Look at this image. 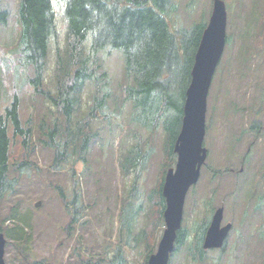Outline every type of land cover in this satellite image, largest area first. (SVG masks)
<instances>
[{"label":"trees","instance_id":"trees-1","mask_svg":"<svg viewBox=\"0 0 264 264\" xmlns=\"http://www.w3.org/2000/svg\"><path fill=\"white\" fill-rule=\"evenodd\" d=\"M180 9V0H66L67 29L61 45L54 0H19L20 33L18 46L12 48L10 60L14 64L11 66L16 74L24 73L33 95L49 104L54 118L51 121L43 118L39 126H35L32 115L26 119L22 117L21 90L15 86L10 91L9 96L13 99L0 113V201L17 188L22 174L41 172L42 166L32 158V153L37 143L42 142L53 152L47 170L60 171L69 165L72 190H66L61 184L53 187L69 215L65 230L71 236L83 223L89 206L76 165L82 163L87 168L93 145L99 139L105 144L100 124L108 130L112 144L120 131L125 136H133L134 142L127 148H124V138H120L119 171L123 177L132 176V182L120 196L118 232L126 237L125 245L131 242L133 245L146 244L148 251L144 264H148L149 256L155 251L158 232L165 226L163 184L168 169L177 161L174 146L182 126L186 92L192 79L195 55L208 23L207 13L203 12L190 26L172 28V14ZM9 16L8 8L0 0V27L8 23ZM232 35L228 31L227 44L231 43ZM53 40L56 48L54 88L51 89L45 83V74ZM113 49H119L124 56V74L117 85L112 84L111 71L106 64V55L109 56ZM245 49V55L242 52L241 56L248 53ZM29 70L31 75L27 73ZM89 84L93 92L86 104L85 91ZM127 107L128 124H122L119 119ZM133 126L143 128L149 134L139 131L135 134ZM36 127L40 131L34 139ZM158 133L162 136L163 162L156 184L145 193L139 181L153 156L151 135ZM18 145L22 146L24 154L14 159ZM244 160L251 164L250 158ZM191 190L195 189L192 187ZM258 198L264 199V193ZM204 207L206 212L191 230L184 226L178 231L175 250L185 248V264H203L210 259L203 241L215 207L211 198ZM31 220L19 201L10 206L6 214L0 212V232L4 233L8 244L14 241L16 248L25 249L18 258L27 262L33 242ZM257 238L264 244L263 236ZM238 239L246 249L254 243L253 235L249 239L239 235ZM223 250H218L216 261L219 263L223 259ZM78 256L81 259L74 263L102 264L100 258ZM106 260L110 264H125L120 240L113 257ZM172 262L171 257L170 264Z\"/></svg>","mask_w":264,"mask_h":264},{"label":"rangeland","instance_id":"rangeland-1","mask_svg":"<svg viewBox=\"0 0 264 264\" xmlns=\"http://www.w3.org/2000/svg\"><path fill=\"white\" fill-rule=\"evenodd\" d=\"M18 2L19 0H3V6L8 8L10 16L8 23L0 27V113L4 110V105L12 101L9 93L17 86L21 90L22 117L26 119L32 115L35 126H39L41 119L51 121L54 118L52 108L50 109L49 104L42 98L33 95L24 73L16 74L11 66L13 46L17 45L20 33ZM180 2V11L171 17L172 28L190 26L192 22L200 19L203 12L207 13L209 20L213 0ZM224 2L228 12L227 33L229 31V34L233 35L231 43L225 47L208 95L204 140L208 156L202 166L200 179L193 186L195 190L188 192L182 227L186 226L191 230L195 222L203 217L206 201L211 198L215 207L210 217L212 218L218 207L223 206L222 224L230 222L233 226L225 246L208 250L210 259L203 264H264V244L257 238L258 235L264 237V199L258 198L264 193V0ZM54 5L59 30L58 40L63 45L67 29L66 0H54ZM55 48L56 42L53 40L45 74V83L51 89L54 88ZM244 48L251 50L250 53L246 52V56ZM106 64L111 71L112 84L117 85L124 74L122 52L113 49L109 56L106 55ZM27 73L31 75L32 71ZM92 92L93 87L89 84L85 91L86 104L90 101ZM47 120L46 123H49ZM128 120L127 107L119 122L128 124ZM100 125L106 145L99 139L91 149L88 167L82 163L76 165L85 202L89 206L82 219L83 223L81 222L71 236H68L65 230L69 215L53 187L55 184H61L66 190H72L73 180L70 178L69 165L60 171L47 170L46 166L50 164L53 152L42 142L37 143L32 158L42 166L41 172L22 174L17 188L0 201L2 214H6L9 207L19 201L22 210L30 215L33 227L29 261L22 260L24 258L19 260L18 257L25 249L21 246L16 248L13 241L10 244L7 242L6 245L7 264H77L74 262L81 259L79 254H82L83 259L85 256L93 260L100 258L102 264H110L106 259L113 257L119 240L123 245L125 264H144L148 251L146 244L139 243L134 246L131 242L125 245L126 237H122L118 232L120 196L132 182V176L123 177L119 171L120 138H124V148L130 146L134 138L125 136L120 131L112 144L109 142L111 135L108 130ZM133 128L135 134L138 131L140 134H149L143 128ZM39 131L36 127L34 139ZM150 143L154 148L153 156L144 177L139 181L145 193L156 184L163 162L161 134L151 135ZM20 154H24V149L18 145L15 147L14 159H19ZM247 157L250 158L251 164L248 160L245 162ZM176 162L172 167H175ZM13 174L12 170L11 175ZM236 175L239 177L238 181ZM38 201L41 204L37 207L35 204ZM142 220L143 218L140 223ZM140 226L141 224L137 230ZM164 230L165 226L158 232L154 253L158 249ZM239 235L247 239L253 235L254 243L249 249L243 248L242 243H239ZM218 250H223L220 263L216 261ZM171 257L172 264H185V248H180L178 252L174 250L170 261Z\"/></svg>","mask_w":264,"mask_h":264},{"label":"water","instance_id":"water-1","mask_svg":"<svg viewBox=\"0 0 264 264\" xmlns=\"http://www.w3.org/2000/svg\"><path fill=\"white\" fill-rule=\"evenodd\" d=\"M227 9L224 0H214L213 9L205 27L192 68V79L186 92L181 130L174 151L177 154L175 167L165 176L163 195L165 230L158 249L148 259V264H169L175 249L178 231L182 227L184 206L191 186L201 176L208 150L204 146L208 95L213 76L223 55L227 37ZM41 202L36 203L39 206ZM224 207L217 208L212 216L203 242L205 249L221 248L225 245L232 228L231 223L222 225ZM7 239L0 232V264L5 260Z\"/></svg>","mask_w":264,"mask_h":264}]
</instances>
